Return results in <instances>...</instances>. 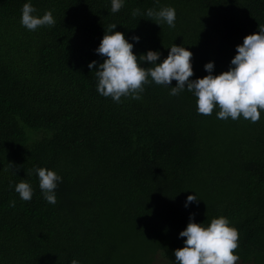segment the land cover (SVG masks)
<instances>
[{
	"label": "trees",
	"instance_id": "trees-1",
	"mask_svg": "<svg viewBox=\"0 0 264 264\" xmlns=\"http://www.w3.org/2000/svg\"><path fill=\"white\" fill-rule=\"evenodd\" d=\"M26 2L0 0V264H173L190 214L205 225L226 216L236 263L264 264V112L256 123L198 114L191 92L155 83L116 103L88 68L103 62L95 49L116 24L140 37L138 58L158 50L162 61L182 45L190 79L209 61L218 75L264 26V0H126L116 13L111 0H31L34 15L51 10L56 21L36 31L20 23ZM164 6L176 9L174 28L146 15ZM37 167L63 178L54 205ZM21 179L31 201L15 191Z\"/></svg>",
	"mask_w": 264,
	"mask_h": 264
},
{
	"label": "clouds",
	"instance_id": "clouds-1",
	"mask_svg": "<svg viewBox=\"0 0 264 264\" xmlns=\"http://www.w3.org/2000/svg\"><path fill=\"white\" fill-rule=\"evenodd\" d=\"M159 2V0H157ZM126 0H111V12L116 13L125 6ZM37 9L31 0L23 4L20 23L29 31L41 27L55 25V17L51 10L42 16L34 15ZM133 16L140 15V9H133ZM146 15L159 26L167 24L174 28L176 9L164 6L159 9L149 8ZM116 24L105 32L95 53L103 57V62L92 61L89 69H95L97 91L104 97H111L116 103H121L122 97L140 99L144 85L155 83L170 88V95L178 96L187 90L196 98L197 113L211 115L214 110L218 119L238 120L243 117L256 123L264 112V26L259 25L257 33L244 37L243 43L236 46V54L231 59L227 71L214 75L215 62L204 65L208 73L203 78L190 79L194 76L193 53L184 46L173 44L168 55L161 61L162 53L149 50L139 58L134 53L135 43L140 37L126 39L125 34L114 31ZM158 61H160L158 63ZM143 62V63H141ZM148 63L150 67L143 65ZM176 86H171L173 81ZM39 178V188L44 199L50 204L57 203L56 189L63 178L52 169L35 168ZM15 191L24 201H31L34 190L31 184L21 179L15 185ZM196 194L188 195L185 207L198 203ZM15 205V201L11 202ZM195 214H190L189 222L179 233L184 246L174 250L173 264H236L239 255L238 230L231 225L226 216L213 218L207 225L196 223ZM71 264H80L73 259Z\"/></svg>",
	"mask_w": 264,
	"mask_h": 264
},
{
	"label": "rangeland",
	"instance_id": "rangeland-1",
	"mask_svg": "<svg viewBox=\"0 0 264 264\" xmlns=\"http://www.w3.org/2000/svg\"><path fill=\"white\" fill-rule=\"evenodd\" d=\"M236 264H241V263H236Z\"/></svg>",
	"mask_w": 264,
	"mask_h": 264
}]
</instances>
